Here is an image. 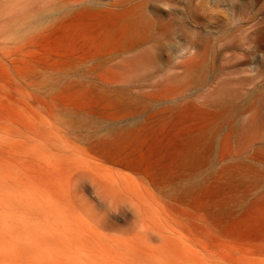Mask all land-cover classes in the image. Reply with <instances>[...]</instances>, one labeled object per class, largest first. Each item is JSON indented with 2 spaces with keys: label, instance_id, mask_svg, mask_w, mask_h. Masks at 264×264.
<instances>
[{
  "label": "rangeland",
  "instance_id": "374dc122",
  "mask_svg": "<svg viewBox=\"0 0 264 264\" xmlns=\"http://www.w3.org/2000/svg\"><path fill=\"white\" fill-rule=\"evenodd\" d=\"M169 2L0 0V264H264V0Z\"/></svg>",
  "mask_w": 264,
  "mask_h": 264
},
{
  "label": "clouds",
  "instance_id": "9594fccd",
  "mask_svg": "<svg viewBox=\"0 0 264 264\" xmlns=\"http://www.w3.org/2000/svg\"><path fill=\"white\" fill-rule=\"evenodd\" d=\"M188 9L197 15L203 16L210 23H215L217 19L221 18L227 8L228 0H184ZM166 10H170L171 3L168 0L167 5L161 4Z\"/></svg>",
  "mask_w": 264,
  "mask_h": 264
},
{
  "label": "bare ground",
  "instance_id": "6f19581e",
  "mask_svg": "<svg viewBox=\"0 0 264 264\" xmlns=\"http://www.w3.org/2000/svg\"><path fill=\"white\" fill-rule=\"evenodd\" d=\"M229 4V3H228ZM113 13V12H112ZM3 227V226H2ZM20 227V226H19ZM7 228V227H6ZM8 229V228H7ZM10 229H13V228H10ZM16 229V228H15ZM31 229H32V226H31ZM9 230V229H8ZM3 231H4V229H3ZM6 232H8V231H6ZM41 232V231H40ZM29 234V233H28ZM40 234H42V232L40 233ZM37 235V234H36ZM42 236V235H41ZM41 236H36V240L39 238V240H40V237ZM11 237V236H10ZM33 237V236H32ZM34 237H35V235H34ZM33 237V238H34ZM38 237V238H37ZM13 238V237H12ZM25 238H26V236H25ZM0 239H2L3 240V242H4V244L9 248V250L11 251V255H13V256H15V259H17L18 261L21 259V251H20V247H21V249L23 248V246H25V244H23V243H19V244H17V242L16 241H14V239L13 240H9L8 238H7V236L4 234V233H0ZM35 239V238H34ZM26 240H27V238H26ZM34 241V240H33ZM30 244V243H29ZM31 245L33 246V243H31ZM34 245H35V243H34ZM19 246V247H18ZM39 245H37V247H38ZM5 252H8L7 250H3V249H0V256L1 255H5L6 253Z\"/></svg>",
  "mask_w": 264,
  "mask_h": 264
}]
</instances>
